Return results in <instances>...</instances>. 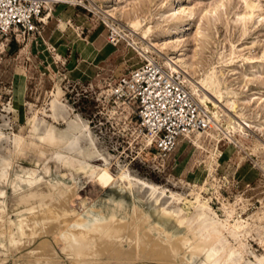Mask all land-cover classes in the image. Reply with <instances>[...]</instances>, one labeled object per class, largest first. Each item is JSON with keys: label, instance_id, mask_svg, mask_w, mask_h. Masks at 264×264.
Masks as SVG:
<instances>
[{"label": "rangeland", "instance_id": "374dc122", "mask_svg": "<svg viewBox=\"0 0 264 264\" xmlns=\"http://www.w3.org/2000/svg\"><path fill=\"white\" fill-rule=\"evenodd\" d=\"M250 1L258 7L254 12L244 0H53L52 7L45 5L35 30L0 35V159L11 161L8 179L16 181L22 167L38 169L46 183L61 178L71 184V176L56 162L45 170L31 149L13 153L14 140L20 136L29 141L36 114L42 131L48 124L65 131L78 115L88 125L99 155L114 158L112 175L116 177L118 168L125 167L139 182L128 192L115 184L104 189L80 175L75 205H71L75 211L83 215L85 209L94 208L105 215L114 211L120 215L142 205L158 228L184 236L197 228L189 219L202 210L203 222L217 225L228 249L240 253L244 263L264 264V0ZM177 7L192 9L188 22L200 26L199 35L193 25L186 27L176 36L181 41L179 49L171 53L193 65L187 78L210 98L208 106L218 115L220 129L210 125L209 133L199 139L196 132L189 134L160 157L150 147L151 139L140 133L136 104L115 98L113 88L120 78L144 68L147 62L167 72L165 52L152 44L161 43L162 34L174 25L173 11H169ZM131 17L143 20L138 32L128 26ZM119 29L122 37L114 35ZM147 31L150 34L145 39ZM142 45L149 47L148 54L141 53ZM213 72L220 90L211 91L200 83ZM177 76L183 83L184 75ZM182 83L199 103L193 86ZM231 119L243 131L226 134ZM212 131L217 138L211 137ZM83 144L84 153L92 152L89 163L98 165L100 157ZM144 183L157 187L153 200L146 198L149 188ZM0 191L5 193L0 203L15 219V209H23L15 202L18 190L1 180ZM196 194L201 196L200 203L189 207L186 200L195 202ZM172 195L176 197L171 199ZM41 237L19 251H10L9 243L4 249L0 246V264L27 261L25 255L47 238L60 262H68L61 252L63 243L57 245L49 235ZM103 259L99 255L94 263ZM148 262L142 264L161 263ZM203 262L204 255L195 258V264Z\"/></svg>", "mask_w": 264, "mask_h": 264}, {"label": "bare ground", "instance_id": "6f19581e", "mask_svg": "<svg viewBox=\"0 0 264 264\" xmlns=\"http://www.w3.org/2000/svg\"><path fill=\"white\" fill-rule=\"evenodd\" d=\"M51 1L53 0H49L46 4L52 7ZM244 1L249 10L254 12L258 8L250 0ZM172 11L174 25L162 34V38L159 39L161 43L154 42L152 46L158 47L161 52H165L163 61L167 72L170 74L182 73L184 76L183 83L182 81L181 83L193 86L194 95L210 115L207 117L209 122L205 131H195V137L199 139L205 133H209L210 125L215 129H220L219 117L208 106L210 98L208 99L203 93L200 94L187 78L191 75L193 65L187 62L186 58H176L171 52H176L181 45V41L176 39L178 34L182 33L186 27L193 25L195 34L199 35L200 26L197 23L188 22L193 16L192 9L177 7L169 12ZM108 16L113 18L114 14L110 13ZM142 22L143 20L139 17H131L127 23L132 28V30L130 28L131 31L138 32L143 26ZM149 34V31L145 33V39L149 37ZM114 35L122 37L123 32L120 29L115 30ZM140 51L146 55L149 53V47L142 45ZM161 52H158L160 59L163 56ZM233 56H235V52L231 55V57ZM214 73L206 76L200 82L211 91L220 86V83L216 82L218 78L215 79L217 75ZM191 96L193 95L191 94ZM56 101H59L58 96ZM199 103L197 102L198 105ZM53 105L55 108V102ZM213 105L215 106V104ZM31 122L29 141L25 142L22 137L15 136L13 153H20L25 148L31 149L42 160V168L45 170L48 169L50 162H56L71 176V184L61 178L46 183L39 176L38 169L22 167H20L21 174L17 175L16 181H10L8 168L11 166V161L9 158L2 157L0 159V181L5 180V183L10 184L12 188L16 187L18 192L15 202L18 206L21 205L23 209H15V219H12L7 211V206L3 204L4 202L0 203V246L4 249L7 247L6 243H9L10 251L14 249L19 251L20 249L23 250L22 248L25 246L34 244L38 239H42V235H49L57 245L63 243L61 252L65 254L64 257L67 258L68 262H60V257L58 258L51 240L47 238L36 243L37 246L32 250L33 253L25 255L28 260L25 258L27 261L21 264H41L40 262L43 264H123L124 262L131 264L140 262L142 264V261H161L160 264H195V258L200 255H204L203 264H255L244 263L240 253L228 249L227 241L222 238L221 229L213 223L207 225L203 222L206 216L202 210L190 219L188 218L191 224L197 223L198 226L191 234H183L184 236H177L165 229L158 228V225L154 224L143 210L142 205L135 206L131 213L123 212L120 215L117 211L105 215L94 208L86 211L85 208L87 207L84 206V214H79L71 205H75L73 202L77 196V180L80 175H83L90 183L99 185L104 189L115 184L121 187L122 191L128 192L132 191L139 180L125 167L118 168L116 177L112 175L110 165L114 158L99 155L90 129L80 116L72 117L65 131H60L52 124L46 125L42 131L38 125L37 114L31 119ZM230 122L232 124L226 129V134H235L237 130L243 131L241 124L233 122L232 119ZM2 135L0 133V137ZM210 135L213 139L217 138L213 131ZM83 142L95 151L93 155L100 157L101 160L98 165L89 163V160H92V152L90 154L84 153ZM144 185L149 188L146 198L153 200L157 195V187L147 183ZM0 196H5L4 191H0ZM175 197L172 195L171 199ZM200 198V194H196L194 195L195 202L186 200V203L189 207H195V204L200 203ZM206 203L202 204L203 208H208ZM118 241L120 242L117 243ZM125 243H130L128 248L125 247ZM99 255L104 256V259L100 263H94L95 258ZM1 259L0 252V261ZM262 263L259 261L257 264Z\"/></svg>", "mask_w": 264, "mask_h": 264}, {"label": "built area", "instance_id": "2783aa9c", "mask_svg": "<svg viewBox=\"0 0 264 264\" xmlns=\"http://www.w3.org/2000/svg\"><path fill=\"white\" fill-rule=\"evenodd\" d=\"M45 0H0V35L28 33L41 22ZM154 62L120 78L113 95L124 103L136 104V117L143 137L160 157L167 156L187 134L202 131L208 114L180 83ZM123 103V104H124Z\"/></svg>", "mask_w": 264, "mask_h": 264}]
</instances>
